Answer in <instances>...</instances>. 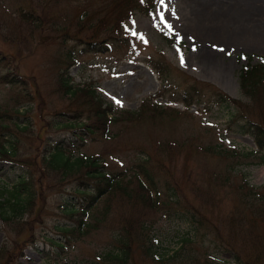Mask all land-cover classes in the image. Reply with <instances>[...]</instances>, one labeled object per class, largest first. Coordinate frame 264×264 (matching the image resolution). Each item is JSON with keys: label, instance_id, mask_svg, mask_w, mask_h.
Wrapping results in <instances>:
<instances>
[{"label": "rangeland", "instance_id": "obj_1", "mask_svg": "<svg viewBox=\"0 0 264 264\" xmlns=\"http://www.w3.org/2000/svg\"><path fill=\"white\" fill-rule=\"evenodd\" d=\"M100 1L0 0V59L12 60L16 77L25 80L29 92L28 101L14 105L10 86L0 85V108L8 115L10 128L5 132L10 135L6 147L12 159L0 161V203L4 202L0 205V252L7 250L0 255V264H66L75 259L88 263L108 250L107 231L92 233L58 256L44 240L56 237L54 225L69 221L58 206L64 199L71 200L75 187L71 176H62L61 168L49 165L48 151L57 142L65 146L81 135L58 128L65 121L72 122L75 106L70 105L77 104L60 87L62 80L74 87L91 86L116 110L136 112L146 102L141 123L115 124L106 138L86 137L84 144L76 141L77 147H71L68 154L72 161L100 155L107 171L124 175L148 157L165 168L169 180L183 185L187 200L209 218V225L196 234V226L173 211L155 214L147 209V219L153 217L154 249L169 256L181 251L183 257L165 264H245L236 258L250 261L257 252L261 258L255 264H264V203L258 201L264 197V161L256 153L254 138L227 131L228 112L222 108L209 114L196 106L187 109L175 93L153 99L161 83L147 63L163 61L170 65L169 77H191L217 87L241 100L247 115L264 125V91L246 99L238 80L245 64H257L264 58V0H152L151 12L143 8L133 12V22L127 23L121 35L125 45L105 53L78 47L75 61L69 63L65 52L73 44L61 46L54 30L75 15L77 6L86 4L89 11H96ZM230 11L238 14L228 17ZM43 13L49 20L41 28ZM68 26L73 28L70 21ZM235 30L251 32L252 37H232ZM164 33L172 35L173 42ZM15 90L20 91L19 86ZM150 103L161 105L162 110L158 113ZM166 143L179 147L162 148ZM26 177L31 178L29 204L23 212L13 213L17 200L8 191L17 186L18 201L26 205L28 192L18 186ZM159 178L165 190L162 175ZM112 206L115 215L127 213V219L142 213L136 202L129 210ZM184 240L194 242L182 245ZM140 254H135L136 264H152L150 257Z\"/></svg>", "mask_w": 264, "mask_h": 264}, {"label": "trees", "instance_id": "obj_2", "mask_svg": "<svg viewBox=\"0 0 264 264\" xmlns=\"http://www.w3.org/2000/svg\"><path fill=\"white\" fill-rule=\"evenodd\" d=\"M53 1L59 0H45V3L49 4ZM68 1L81 2L82 0ZM143 1L101 0L100 8L96 11H89L86 4L77 6L74 16L69 20L61 21L60 26L54 25L57 26L54 32L58 31L57 40H59V44L63 47H66L68 42L73 44L65 52V60L73 63L75 50L78 47L90 53H105L110 49L116 51V45H125L123 42L127 41L121 35L122 31L127 28V22L132 21L133 12L141 8L145 12H151L154 7L152 0H146L145 5ZM42 11L44 10L42 9ZM48 17L44 13L41 16L39 25L41 28H44L48 23ZM69 21L73 24V28L65 27ZM165 36L168 40H172L171 35L165 34ZM128 37L130 38V36ZM147 63L158 75L161 82L160 90L152 98H163L166 94L175 93L180 95V101L187 109L196 106L200 111L208 114L214 109H224L228 112L225 122L226 130H233L238 134L253 137L258 151L256 153L262 154L260 162L264 161V125L253 121L247 115L245 108L241 106V100L232 99L217 87L191 77H169L172 74L170 65L163 61L149 60ZM15 68L16 65L10 58L2 57L0 59V85L10 86L15 97L11 98V102L18 105L28 101L29 92L24 85L25 80L16 77L18 75L15 73ZM238 80L241 93L246 99L247 97L255 98L261 91H264V58H260L257 64H245L239 71ZM61 85L64 93L77 104L70 105L75 106L74 114L71 116L72 122L65 121V124L58 125V128L70 130L73 134L78 131L81 135L76 134V139L65 146H62V142H57L48 151L51 155L49 165L54 169L61 168L62 176H71L75 187L70 193L71 200L64 199L58 206L61 215L68 218L69 221L54 225L57 232L56 237L46 236L44 240L55 248V253L58 256L68 253L75 243L83 241L92 233L98 231L109 233L110 241L107 244V251L95 255L94 260L90 258L88 263L75 259L74 261H67L66 264H136L135 254L138 251H141L140 255L150 257L152 264L170 263L175 261V258L183 259L180 256L181 251H174L169 256L159 254L154 249L150 235L153 217L147 219V209H153L155 214L162 210L165 211V209L173 211L176 215L185 218L192 226H196V228L194 227L196 234L200 227L208 228L209 218L200 214L197 208L187 200L183 185L166 177L167 171L161 164L152 163L150 158L144 157L136 162L129 175H124L107 171L100 155L87 158L76 157L72 161L71 155L68 154L71 147H77L74 143L76 141L84 144L86 137L106 138L110 128L115 124L123 121L141 123V119L145 116L143 112L146 102L143 103L142 110L136 112L120 111L106 105L91 86L74 87L63 80ZM18 86L20 91L15 90V87ZM81 97L83 100L78 102ZM150 104L154 109H158V113L162 110L161 105ZM63 114L67 113L63 112ZM83 114H86L85 122L80 124L79 120ZM56 115H62V113ZM7 121L8 115L0 108V161L12 160L9 149L6 147V143H10V135L5 133L10 129L6 124ZM26 129L27 126H23V130ZM168 146L174 148L177 144L166 143L162 148ZM159 174L162 175L161 180L166 187L165 190L160 187ZM30 180L29 177L22 178L18 184L19 187L28 192L26 205L18 201L19 190L17 186L14 187V191H8L17 200L15 207L11 208L13 213L26 210L31 196ZM161 191L165 193L164 196ZM161 196L164 197V201L161 200ZM251 200L257 201L255 198ZM134 201L142 207V213L134 214L130 219H127V213L125 215H122V212H119L118 215L114 214L112 204H119L123 208L122 210L126 206L129 210L130 207H135ZM258 201L264 203V197ZM125 202H127L126 205ZM0 205L3 204L0 203ZM253 205H259V203ZM258 213L260 212L258 211L256 214L258 215ZM193 242V240H184L182 245ZM6 251L3 250L0 255ZM260 258V253L257 252L249 258L250 261L243 256L236 259L240 263L255 264ZM185 259H191V257ZM52 264L58 263L54 261Z\"/></svg>", "mask_w": 264, "mask_h": 264}, {"label": "bare ground", "instance_id": "obj_3", "mask_svg": "<svg viewBox=\"0 0 264 264\" xmlns=\"http://www.w3.org/2000/svg\"><path fill=\"white\" fill-rule=\"evenodd\" d=\"M248 7V6H247ZM226 14L228 15V17H235L236 16V14H238L237 12H233V11H230V12H226ZM250 32V31H249ZM251 33V32H250ZM250 33H245L244 32V34H242L241 33V31H239V30H235L232 34H231V36L232 37H234V36H236V37H243V35L244 36H246L247 38H249V39H251V37H252V35L250 34Z\"/></svg>", "mask_w": 264, "mask_h": 264}, {"label": "snow or ice", "instance_id": "obj_4", "mask_svg": "<svg viewBox=\"0 0 264 264\" xmlns=\"http://www.w3.org/2000/svg\"><path fill=\"white\" fill-rule=\"evenodd\" d=\"M221 51H223V49H220ZM230 55V53H229ZM181 63L183 64V56L181 55ZM117 103H119V101H117Z\"/></svg>", "mask_w": 264, "mask_h": 264}]
</instances>
